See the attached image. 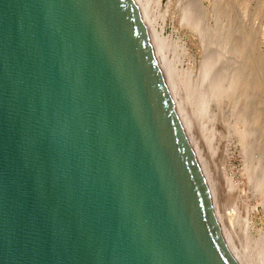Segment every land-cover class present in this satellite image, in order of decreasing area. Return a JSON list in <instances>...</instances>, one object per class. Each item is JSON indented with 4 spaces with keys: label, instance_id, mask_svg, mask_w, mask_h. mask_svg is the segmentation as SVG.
I'll list each match as a JSON object with an SVG mask.
<instances>
[{
    "label": "water",
    "instance_id": "95a60500",
    "mask_svg": "<svg viewBox=\"0 0 264 264\" xmlns=\"http://www.w3.org/2000/svg\"><path fill=\"white\" fill-rule=\"evenodd\" d=\"M0 264H239L136 0H0Z\"/></svg>",
    "mask_w": 264,
    "mask_h": 264
},
{
    "label": "bare ground",
    "instance_id": "6f19581e",
    "mask_svg": "<svg viewBox=\"0 0 264 264\" xmlns=\"http://www.w3.org/2000/svg\"><path fill=\"white\" fill-rule=\"evenodd\" d=\"M165 1L164 11L163 0H136V3L157 43L159 60L171 88L174 107L205 175L217 223L239 264H264V231L259 235L253 232L259 221L257 218L260 206L264 208V74L258 70L254 73L253 64L249 62L253 51L247 31L250 0H241L240 6L244 11L240 12L239 17H234L235 13H232L235 0ZM174 2L181 8L178 31L185 32L188 28L202 46L197 76L187 70L173 72L176 61L168 59L166 55L168 49L177 46L175 30L167 36L165 34L167 16ZM210 13L214 23L210 18L211 21L207 20ZM185 50L184 48L183 53L178 56L181 62L187 55ZM190 56L196 61V56ZM174 76L184 82L180 84L182 92L184 85L187 92L183 102L187 101L194 107V117L199 128L201 127L205 141L207 139L211 161L219 158L221 150H224V161L228 170L234 168V159L238 157L235 151L243 161L240 170L245 178L237 180V183L231 180L233 178L226 181L232 184L236 196V223L230 217L227 223L226 216L220 211L218 189L211 171L210 175L207 172L208 166L202 156V148L190 133L191 121L189 119L188 124L185 123L187 115L184 112L181 115L176 104L175 87L172 83ZM219 128H223L222 132H218L221 131ZM216 135H219L222 143L214 140ZM235 225L238 226L236 236L233 234Z\"/></svg>",
    "mask_w": 264,
    "mask_h": 264
},
{
    "label": "rangeland",
    "instance_id": "374dc122",
    "mask_svg": "<svg viewBox=\"0 0 264 264\" xmlns=\"http://www.w3.org/2000/svg\"><path fill=\"white\" fill-rule=\"evenodd\" d=\"M182 1H184V0H182ZM175 2L173 3L174 5L172 4L170 9H169V14L167 16L168 20H167L165 34L167 36V35L171 34V32L173 30H175V36L174 37L177 40L176 41L177 46H172L170 49H168L169 51L166 52V55L168 56V59L176 61L175 62L176 64H174L175 70L173 72H179V71L187 70V72H193V74L195 76H197V73L199 74V70H200L199 69L200 66H198V64L200 65L199 62H200V57L202 55V52H201L202 46L200 44V40L193 37L191 35V31L188 28L186 30L184 29L185 32H183L182 30L178 31V27H179L178 22L180 20L178 18L180 17L179 11L181 8L178 6V4L175 5ZM165 3H166V1L163 0L164 8L162 9V11H164V9H166ZM240 5H242L241 0H235V2L233 3L232 6H234L233 7L234 10L232 9V13L233 14L235 13L234 17H235V15H236V17H239L241 15L240 12L244 11L243 7H241ZM173 6H174V8H173ZM248 6H249V9H248L249 10V12H248L249 17H248L247 31H249L248 36L250 37L249 41L251 43V51L253 49V51L251 52V54L249 56L250 57L249 62L251 63V65L253 64L252 66L254 68L253 69L254 73H255V71L257 73V70H258V72L261 71L264 74V31H263L264 30V0H250ZM171 9H172L173 13L171 12ZM175 11L177 13H175ZM210 14L211 15L208 16L207 20H210L211 18H213L212 13H210ZM158 15H159V13H158ZM170 15H171V17H170ZM158 21H160L159 18H158ZM213 21H214V19L212 20V22ZM174 25H175V27H174ZM252 46H253V48H252ZM184 48L186 49L185 51H186L187 55H186V57L184 56V60L181 62L178 60L179 59L178 56L180 55V53H183L182 51L184 50ZM190 55L196 56V58H197L196 61H194V58H192L193 56H190ZM251 61H253V63ZM172 81H173L172 83L175 87L174 98H175L176 104L179 108V111L181 112V115H182V112H184V115L185 114L187 115L185 123L188 124V120L190 119V121H191V125H189L190 133L194 136V138H195L194 140H196V143L202 148V154H203L202 156L206 162V165L208 166L207 172L210 175L209 171H211L212 178L214 179L215 184L217 186L218 194H219L218 205L220 207V211L222 214H224L226 216L227 223H228V220H230V218L233 219L236 223V216L238 214V209L236 208V205H235L236 196H235L234 190L231 187L232 184L230 185V183L228 184V182H226V181L227 180L230 181V179L233 178L231 180H233V182L237 183L238 182L237 180H239V179L243 180L245 178V176L242 174V172L240 170V168L242 169V167H243L242 166L243 161H242V159H239L241 157L239 156V153H237V151H235V154H237L238 157L234 159V163H235L234 168L233 169L231 168L230 170H228L226 168V164L224 161V155H225L224 150L220 151V156L216 161H214V160L211 161V158L208 154L207 139L205 141V136L202 135L203 133L200 129L201 127L199 128L198 122L194 117V113H193L194 107L190 106L187 101L183 102L186 99L187 92L185 89V85H184V92H182V86H180V84H184V82L176 76H174V79L172 78ZM180 100H182V102H180ZM184 119H185V117H184ZM222 129L223 128H221L220 129L221 131H218V132H222ZM216 134H218V133H216ZM218 136L216 135V137H214V140H216V142L218 141L217 143L220 144L222 142ZM217 138H219V139L217 140ZM262 140H264V137L262 138ZM262 144H263V148H264V141L262 142ZM263 151H264V149H263ZM227 174H228V176H231V177L228 178ZM227 188H230L231 190H229ZM257 220H259V221H257L256 227H255V229H253V232L255 231L256 235H259L264 231V208L262 206H260V212H259V216H258ZM229 226H230V223H229ZM235 227H236L235 232H233L234 236H236V231H237L238 226L235 225Z\"/></svg>",
    "mask_w": 264,
    "mask_h": 264
}]
</instances>
